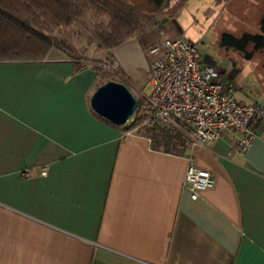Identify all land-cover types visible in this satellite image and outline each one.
Returning a JSON list of instances; mask_svg holds the SVG:
<instances>
[{"label": "crops", "instance_id": "0c3cea01", "mask_svg": "<svg viewBox=\"0 0 264 264\" xmlns=\"http://www.w3.org/2000/svg\"><path fill=\"white\" fill-rule=\"evenodd\" d=\"M212 31L232 68L202 60L237 100L264 106V0H186L109 53L145 99L157 56L147 47ZM55 51L0 62V264H264V119L244 153L228 132L209 144L188 137L179 154L156 150L140 128L98 116L94 68ZM190 165L214 178L196 199L183 185Z\"/></svg>", "mask_w": 264, "mask_h": 264}, {"label": "built area", "instance_id": "2783aa9c", "mask_svg": "<svg viewBox=\"0 0 264 264\" xmlns=\"http://www.w3.org/2000/svg\"><path fill=\"white\" fill-rule=\"evenodd\" d=\"M146 53L157 55L149 64L151 90L136 113L142 123L127 133L149 122L180 128L196 144H209L226 132L236 133L238 151L244 153L256 136V118L264 119V106L237 100L233 84L202 60L196 43L187 37L164 38L148 46ZM213 184L210 171L194 165L187 168L183 185L192 199Z\"/></svg>", "mask_w": 264, "mask_h": 264}, {"label": "trees", "instance_id": "16d2710c", "mask_svg": "<svg viewBox=\"0 0 264 264\" xmlns=\"http://www.w3.org/2000/svg\"><path fill=\"white\" fill-rule=\"evenodd\" d=\"M0 0V62L38 61L55 49L65 48L64 34L74 23L86 25L91 21L92 35L100 46L111 50L127 39L138 36L159 24L162 15L177 12L186 0ZM88 26V24L86 25ZM64 50V49H63ZM62 50V51H63ZM111 58L110 54H107ZM76 69L86 66L78 65ZM94 68V67H93ZM97 78L98 72L94 68ZM121 79L108 77L102 82ZM102 83H96V87ZM143 104L137 100L133 120L123 125L127 129L142 123L136 113ZM140 130L150 139L153 149L182 153L188 144L183 130L149 122Z\"/></svg>", "mask_w": 264, "mask_h": 264}, {"label": "rangeland", "instance_id": "374dc122", "mask_svg": "<svg viewBox=\"0 0 264 264\" xmlns=\"http://www.w3.org/2000/svg\"><path fill=\"white\" fill-rule=\"evenodd\" d=\"M174 1L176 2V0H171L170 5L174 4ZM85 24H88V26L81 23H74L67 28L64 34L58 33L60 38H65L63 39L65 48L61 47L64 50L56 49L55 56L69 57L71 59H75L78 65L96 68L98 72L97 83H102L107 76L114 79H121L118 74L117 67L114 68L113 60L107 57V54H110V50L100 46L98 42L94 40L91 32L93 23L88 20ZM211 35H214V40H212L213 37L211 38ZM216 38V32H210L207 38H203L200 42H196L197 48L202 55L207 54L215 57L219 64L221 62L220 66L229 72L232 68L233 61L227 56L223 57V53L221 52L223 50L220 52L217 50V46L214 44ZM255 54L257 56L259 55L258 52H255ZM48 56L49 54L45 58ZM143 91L147 93L148 88L144 87ZM135 97L137 100L140 99L141 101H144V97L136 95Z\"/></svg>", "mask_w": 264, "mask_h": 264}, {"label": "water", "instance_id": "95a60500", "mask_svg": "<svg viewBox=\"0 0 264 264\" xmlns=\"http://www.w3.org/2000/svg\"><path fill=\"white\" fill-rule=\"evenodd\" d=\"M248 58L252 52L238 47ZM247 51V52H246ZM91 109L100 117L115 125H123L133 115L137 98L124 83L108 80L97 86L89 98Z\"/></svg>", "mask_w": 264, "mask_h": 264}, {"label": "flooded vegetation", "instance_id": "af4514ba", "mask_svg": "<svg viewBox=\"0 0 264 264\" xmlns=\"http://www.w3.org/2000/svg\"><path fill=\"white\" fill-rule=\"evenodd\" d=\"M240 44H241V42H240ZM240 44L238 45V47H244V46H242V44L241 45ZM255 46H253V49H256V50L262 49V47L259 48L257 45H255ZM253 49H252V51H253Z\"/></svg>", "mask_w": 264, "mask_h": 264}]
</instances>
